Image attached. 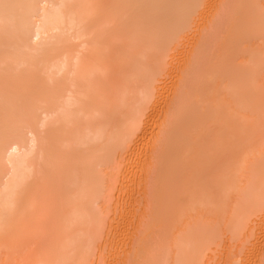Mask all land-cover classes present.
<instances>
[{
  "label": "bare ground",
  "instance_id": "6f19581e",
  "mask_svg": "<svg viewBox=\"0 0 264 264\" xmlns=\"http://www.w3.org/2000/svg\"><path fill=\"white\" fill-rule=\"evenodd\" d=\"M203 1L0 0V264H92L93 256L106 247L101 245L106 239L100 242L105 227L107 238L124 234L125 228L121 235L118 228L124 227L125 217L129 225L125 206L118 216L117 210L111 209L110 217V208L106 204L111 200H105V197L110 186L114 185L113 176V179H121L118 186L122 185V190L116 187L117 192L127 188L128 193L131 181L136 180L133 174L137 175V165H144L142 161L149 159L148 153L143 155L140 152L148 147L143 146L147 141L143 137L147 132L149 134L157 106L161 107L157 98L166 87V83L162 87L165 68L174 65L166 64V61L174 43L182 41L180 36L185 37L184 32L189 31L193 17L203 11ZM222 1L221 9L215 7V18L209 20L211 23H206L196 37L197 44L190 46L189 57L184 53L187 59L183 61V57L181 61L185 64L184 68L180 66L182 74L178 72L182 77L174 91L177 95L167 110L162 105L166 114L162 108L165 120L163 118L160 127L164 139H168L165 140L166 147L168 144L173 146L170 147L173 148L171 153H179L178 158L187 155L186 160L182 156L186 163L187 159L190 160L185 168L184 162H180L181 167L175 165L182 158L172 163L181 171L186 169L185 173H190L186 174L188 180L193 172L199 174L201 171L200 176H203L204 171L209 170L208 177L217 172L212 161L209 163L214 170L206 158L201 156L199 160L197 157L205 146L209 149L205 148L203 154L215 156L213 162L223 157L226 163L222 169L218 166V160L221 162L222 158L215 160L220 167L215 173L216 178L213 176L217 181L211 180L212 175L207 179L196 175L200 182L210 179L215 186L209 184L208 187L212 190L216 187L214 190L220 195L213 190L214 196L212 190L204 189L208 188L207 183H204L206 187L203 182L200 184L195 175L192 178L195 181L191 182L181 176L180 181L185 182L181 183L178 201L174 196V185L178 180L172 184L167 180L177 177L176 173L171 172L175 176L170 178L166 168V175L169 174L166 184L169 182L173 186L171 193L168 184L166 190L173 193L174 199L163 194L164 179L160 184L158 202L162 212L157 208L162 216L156 213L158 219L156 214L151 217L157 219L156 224L147 218L148 230L144 229V234L142 229L137 231L142 232L137 241L139 248L136 246L133 250H137L133 255L137 264H204L206 258L205 263L210 264V257L215 255L211 253L218 250L222 239L225 238L224 243L226 241L228 245H225L232 252L245 245L246 240L263 227L264 0ZM222 22H227L229 27L227 24L223 26L222 31L224 27H228V31L225 38L219 37L225 40L219 45L220 39L213 36V32ZM213 55L216 60L210 63L207 59ZM205 58L207 66L203 61ZM178 74L173 75L172 80ZM164 97L162 94V100ZM152 131L150 135H155L156 132L151 134ZM206 133L210 136L206 135L205 139ZM148 142L151 144L150 140ZM163 144L164 140L156 145L158 151L164 148ZM141 145L144 148L140 151ZM179 148L183 153L178 152ZM146 150L148 152V148ZM160 157L163 161L162 155ZM117 158L122 159L120 165L116 164ZM191 159L193 164H196L195 160L202 162L203 159L204 165L207 164L213 172L210 173V168L203 170L201 165V170L197 172L193 167L196 168L193 171ZM199 162L195 166L198 167ZM114 164L120 171H116ZM179 169L175 168L173 172L178 171L180 176ZM116 173H120L119 176ZM162 195L168 196L167 201L173 203L168 206L163 201L165 204L161 208ZM116 205L114 207L118 209L121 203ZM166 205L171 211L168 207L165 209ZM112 215L116 216V222ZM153 225L157 230L151 227ZM149 229L155 234L151 230L152 234H145ZM125 232L126 236L127 230ZM121 242L125 247L124 241ZM239 242L242 243L239 245ZM110 244L113 246V243L108 246ZM130 248L126 250L130 252ZM227 248L226 256L229 255ZM127 253L124 258L119 253V259L127 258ZM232 254L236 256L233 255L236 262L240 261V253ZM137 255L142 257L141 260H137ZM101 256L104 255L99 254L100 261ZM230 256L232 258V255L226 257L227 261L228 258L231 260Z\"/></svg>",
  "mask_w": 264,
  "mask_h": 264
},
{
  "label": "rangeland",
  "instance_id": "374dc122",
  "mask_svg": "<svg viewBox=\"0 0 264 264\" xmlns=\"http://www.w3.org/2000/svg\"><path fill=\"white\" fill-rule=\"evenodd\" d=\"M211 1H213V2H211ZM216 1H218V2H216ZM203 2H205L206 3V5H205V3H203V5L201 6V9L203 10H200V11H202V12H205V11H207V12H205V14H203L202 12H198L199 13V16H198V14H197V16H194L193 18V20L194 21H192L190 24L193 26H189L190 28H189V31H188V29H187V31H185L184 32V36L185 37H183V34H182V36H180V38L179 39H182V41H180V40H178L177 41V44H179V46L177 47L176 45V43H174V45L175 46H173L172 47V53L173 54H175L174 55V58H173V54L171 53V55H170V57L168 58V60L166 61V64H167V62H169L168 64H170V65H173V67H169V68H165V69H167V71L165 72V75H167V76H165L164 75V79H163V85H162V87L164 86V84L166 83V87H164L165 88V90H164V88H162V91L161 92H163V93H161V96L160 97H158L157 98V100L158 99H160V102H159V100H158V102H157V100H156V102L158 103V104H160L161 105V107L158 105H156L157 107V112L155 111V113L153 114L154 115V117H153V121L152 122H154L153 124H154V126H153V124H152V122H151V126L154 128V127H158L159 126V128L156 130V128L154 129V132L152 131L153 130V128L152 127H150L149 129L152 131L151 132V134L152 133H155V135H150V130H149V134H148V132L146 133L147 135H145L144 134V136L145 137H143V139L146 141V139H147V141H146V143L143 145V146H148V147H145V149L143 150V152H146V153H143L142 151H141V149H143L144 147L141 145V147H140V153L141 154H143V155H145V154H147L148 153V155H150V157H149V159L145 162L144 160L142 161L143 162V164L144 165H140L139 164V167H138V165H137V168H136V170H137V175L135 174H133V178H134V176H136L135 177V181L134 180H132L131 182V184H132V186H130V188L128 187V193H127V188L126 189H124L125 187H123V192L122 191H120V190H122L121 189V186H118V185H120V180L121 179H119V177H117L116 179H113V177H112V180L115 182H113V186H110L111 187V189H110V187H109V192L107 193V195H106V197H105V200H111L110 202L111 203H109V201L107 202V204L106 205H108V209L110 208V212H109V215H110V217H111V214H112V212H111V209H112V211H115V210H117V212H116V216H118L117 215V213L118 214H120V211H121V209H122V211H123V207L125 208V210H126V212L128 213V215H127V213H126V216L128 217L129 216V225H127L128 224V222L126 223V221H128V218H127V220H126V217H125V220L123 221V225H124V227H120V225H119V227H120V229L121 230H119V228H118V232L120 233V235H121V233L123 232V230H124V228H125V230H127V237L124 235V234H126V232H125V230H124V234H122L121 235V237L123 238V236H125L123 239L121 238V237H118V238H116L117 236H115L114 237V235H113V237H111V239H110V237H106L105 235H106V229H107V227H105V229H104V231H103V233H102V235L103 236H101V241L100 242H103L105 239H106V241H105V243L107 242V241H109L108 243H107V245L105 244V243H101V245H105L106 247H103L102 248V251H100V252H98L99 254L101 253V255H104V256H101V261H100V257L98 258V256H99V254L98 253H96V256H93L94 258L92 259V260H94V262H92V264H96V261L97 260H99V261H97V264H123L124 263V260L126 259V263L125 264H134L135 263V257L133 256V255H135V252L137 253V250L136 251H133V250H135V247L137 246V245H139L138 244V242H139V235L142 233H139L140 231H142L143 230V234H144V229H147L146 228V225L148 224V222H147V218L149 219L148 221H150V218L151 217H154V215L156 214V213H158V216H162V215H160V212H162V210L160 209V208H158V202H159V196H161L160 194H159V192H161V191H159L160 190V188H161V183H162V181L165 179L166 180V177L169 175V174H167L166 175V172L168 171L170 174H171V172L173 173V174H175L176 173V176L177 177H175L173 180L172 179H167L168 181L170 180V183L172 184V183H174V181H176L175 179H177L178 181V183L180 184H175L174 185V188H175V193H174V196H176V197H178L177 199H178V201H179V199H180V188H181V183H184L185 182V180L187 181L188 180V177L186 176V174H190V173H185V171H187L186 169H185V171H181L180 169H179V167H181L182 165L184 166L185 164H187L188 163V161H190L189 159H187L188 161H187V163L185 162V161H182V160H184L186 157H187V155H185V154H182V156H184V159L182 158V156H181V158H178L179 156H180V154L179 153H177L176 151H174V153H175V155H172V154H174V153H171V152H173V148H170V147H173V146H171L170 144H168L167 145V147H166V144H167V140L168 139H164V134H163V132H160V127L162 126V124L164 123L163 121L165 120V114H166V111H165V107L163 108V106H166V110L168 109V107H169V104H171L170 102H174V100H172V98H176L175 96L177 95V92L176 93H174V91L177 89V86L179 85V83H177L178 81H180L181 79V77H182V75H181V77H180V75L178 74V72L180 73V74H182V69L184 68V64L185 63H182L183 61H185L189 56H187V55H189V52H188V50L189 51H191V47H193V46H195V42H196V44H197V41H199V40H197V36L198 35H200L201 33H202V29H204V25L207 23H211V22H209V20L211 21V19L212 18H215V16L214 15H216L217 13H215V12H217V7L219 8V9H221V3H223V1L222 0H204ZM214 2H216V3H214ZM214 3V4H213ZM219 3H220V5H219ZM211 4V5H210ZM216 4H218L217 6H216ZM223 5V4H222ZM204 6H206V7H204ZM221 6V7H220ZM212 7V8H211ZM214 7V8H213ZM216 7V8H215ZM210 8V9H209ZM214 9V10H213ZM218 9V10H219ZM221 11V10H220ZM219 11V12H220ZM214 13V14H213ZM205 15V16H203V15ZM209 14H210V16H209ZM213 14V15H212ZM206 16H208L207 18H206ZM214 16V17H213ZM196 17H199V18H196ZM204 17H205V19H204ZM211 17V18H210ZM197 19V20H196ZM201 19H202V21H201ZM204 20V21H203ZM213 20V19H212ZM205 21H207V22H205ZM198 22V23H197ZM201 24V25H200ZM203 24V25H202ZM222 25H218L217 26V31H215V29H214V32H213V36H216V37H224V35L226 36V31H228V27H229V25H228V23L227 22H222L221 23ZM224 24V25H223ZM228 25V27L227 28H225L224 27V32L222 31V28H223V26H225V25ZM196 25V26H195ZM197 25H198V27H197ZM199 25L201 26V27H199ZM203 26V27H202ZM211 26V25H210ZM219 26H221L220 28H219ZM197 27V28H196ZM195 28H196V31H195ZM201 28V29H200ZM219 28V29H218ZM194 29V30H193ZM222 31L221 33H220V35H219V31ZM189 32V33H188ZM199 32H200V34H199ZM197 35H196V34ZM192 34V35H191ZM195 34V35H194ZM215 34V35H214ZM212 36V37H213ZM193 37V38H192ZM194 37H195V41H194ZM200 37V36H199ZM184 38V39H183ZM225 38V37H224ZM193 39V41H191ZM199 39V38H198ZM213 39L216 41V39L213 37ZM220 39V38H219ZM218 40V39H217ZM180 41V42H179ZM219 41V40H218ZM223 41H225L223 38H221L220 39V41H219V45H221V43H223ZM179 42V43H178ZM192 42V43H191ZM215 43H217V41L215 42ZM185 44V45H184ZM183 45V46H182ZM193 45V46H192ZM216 45V44H215ZM234 45V44H233ZM191 46V47H190ZM175 47V48H174ZM220 47V46H219ZM219 47H218V49H219ZM178 48V49H177ZM176 49L178 50V51H176ZM214 50L216 49L215 47L213 48ZM182 51V52H181ZM175 52V53H174ZM187 52V53H186ZM232 51L230 50V52L229 53H231ZM177 53V54H176ZM184 53H185V55H186V57H185V55H184ZM178 55H180L181 57H179ZM172 56V57H171ZM176 57V58H175ZM183 57H185V58H183ZM214 55L213 56H211V58H208L207 60H210V63H213L215 60H214ZM233 57V56H232ZM177 58L179 59V61H180V63H179V61L177 60ZM182 58H183V61H182ZM229 58H231V55H229L228 56V60H229ZM235 58V57H234ZM185 59V60H184ZM174 60V61H173ZM177 60V61H176ZM206 60V58L205 59H203V61H204V64H206L207 62V60ZM213 60V61H212ZM234 60V59H233ZM182 61V62H181ZM172 62V63H171ZM206 62V63H205ZM236 62V61H235ZM179 64V65H178ZM183 65V68L182 67H180V66H182ZM208 64H206V66H207ZM169 65H167L166 67H168ZM176 66V69L178 70H176L174 67ZM237 66L239 67L240 65L239 64H237ZM171 69V70H170ZM168 70H170V71H168ZM172 70H174V71H172ZM167 72H168V74L170 75V76H168V74H167ZM171 73V74H170ZM173 73V74H172ZM175 74H178L179 75V80H177L178 79V75H176L177 76V78H175L174 80H172V78H173V75H175ZM167 77V78H166ZM175 77V76H174ZM166 78V79H165ZM165 80L167 81V82H165ZM171 81H173V82H171ZM175 82H176V85H175ZM170 83H173V85H172V87H171V85H170ZM168 85V86H167ZM170 85V86H169ZM175 85V86H174ZM167 88H169V89H167ZM167 90V91H166ZM168 90H169V94H168ZM172 90V92L170 93V91ZM167 92V94H165L166 92ZM165 92V93H164ZM162 94H163V97H164V94H165V97H164V99L162 100ZM172 94V95H171ZM173 94H174V96H173ZM167 95H169V96H167ZM170 96H171V99H170ZM166 98V99H165ZM170 99V100H169ZM165 100H167V102H165ZM172 100V101H171ZM162 101H163V103H162ZM165 103H166V105H165ZM168 104V105H167ZM163 105V106H162ZM160 107V108H159ZM162 108L164 109V111H165V114L163 115V114H161V113H164V111H162ZM159 109H160V111H159ZM159 111V112H158ZM163 117H162V116ZM157 118V120H159L158 118H162V119H160L159 120V122L157 121V120H155ZM163 118H164V120H163ZM162 121V122H161ZM156 122H158V124H156ZM150 123V122H149ZM159 123H161L160 125H159ZM150 125V124H149ZM164 126H165V124H164ZM214 127V126H213ZM163 128H161V130H162ZM212 129V128H211ZM215 128H213V130H214ZM156 130V131H155ZM159 131V132H158ZM157 133H159L158 135H157ZM163 135V137H162V135ZM211 133V132H210ZM209 133H206L205 134V139L208 137V136H206V135H208ZM161 135V136H160ZM204 135V134H203ZM142 136V135H141ZM146 136H148V137H146ZM150 136H152L151 137V139L149 138ZM200 136V135H199ZM202 136V135H201ZM209 136H210V134H209ZM153 137H155V139L153 138ZM156 137H157V139H156ZM203 137V136H202ZM161 140V143H162V141L164 140V142H165V144H163L162 145V147H164L163 149L161 148V151H158L159 150V147H157V146H159V144H161L160 142H158V141H160L159 139ZM163 138V139H162ZM165 138H166V136H165ZM200 139V138H199ZM203 139V138H202ZM144 140H142L141 139V144H143L142 142H144ZM148 140H150V142H151V144L148 142ZM152 140H153V142H152ZM166 140V141H165ZM207 140H209V138L207 139ZM207 140H205V142L207 141ZM210 140H211V138H210ZM204 141V140H203ZM154 142H155V144H154ZM208 142V141H207ZM206 142V143H207ZM148 143H149V145H148ZM159 143V144H158ZM201 144H202V141L200 142ZM205 143V144H206ZM153 144H154V146H153ZM158 144V145H157ZM200 144V146H203V145H201ZM207 144H209V142L207 143ZM206 144V145H207ZM157 145V146H156ZM161 146V145H160ZM199 146V147H200ZM143 147V148H142ZM154 147H156V149L154 148ZM182 147V146H181ZM148 148V152H147V149ZM201 148V147H200ZM199 148V149H200ZM203 148H204V146H203ZM205 148H207V149H209L208 148V146L206 147L205 146ZM204 148V151L203 152H205L206 151V149ZM165 149V150H164ZM169 149L170 150H172V151H169ZM177 149V148H176ZM146 150V151H145ZM154 150L155 151H157L158 153L160 152L161 154H158V153H154ZM174 150H175V147H174ZM202 150V149H201ZM164 151V152H163ZM167 151H169V152H167ZM182 152V150H180V148L178 149V152ZM194 152H196V151H194ZM193 152V153H194ZM199 152V151H198ZM203 152L201 153V155H199L200 156V158H199V156H197L198 157V159L199 160H201V156H202V158L203 159H205L207 162V164H209L210 165V167H211V163H209L210 161H212V165H214L215 164V168H217L219 171H220V169H222V166H224L225 165V160L223 159V157H219V158H222V160H221V162H223L222 164H221V162H220V160H218V166H221V168L220 167H217V160L216 159H214V162H213V157H215V156H207V155H204L203 154ZM139 153V154H140ZM154 153V154H153ZM163 153H164V155H163ZM177 153V154H176ZM183 153V152H182ZM193 153H192V155H193ZM171 154V155H170ZM206 154V153H205ZM151 155H153V156H151ZM162 155V157L164 158L163 159V161H162V158L160 157ZM167 155H169V156H167ZM179 155V156H178ZM196 155L197 154H195L194 156L196 157ZM158 156V157H157ZM175 158H174V157ZM177 156V157H176ZM186 156V157H185ZM123 157V156H122ZM153 157V159L151 160V158ZM157 157V159H155ZM168 157V158H167ZM172 157V158H171ZM210 157H212V158H210ZM159 158H161V159H159ZM188 158V157H187ZM191 158V157H190ZM216 158V157H215ZM172 159H173V161H172ZM175 159H181V160H179V164H177V163H175V165L177 166H179V167H176V166H174L173 164H174V162H177V160L175 161ZM193 159V158H192ZM191 159V161H192V163H190V165L192 166L191 168L193 169V171H195L196 170V168H197V172H198V170H201V167H202V169L204 168L206 171H207V168L209 169L210 167H208V165L206 164V165H204V162L205 161H203V159H202V162H199L198 161V159L197 160H195V162H196V164H193V160ZM122 159H120V158H117V163L116 164H119L120 165V161H121ZM158 160H160L161 162H159ZM186 160V159H185ZM215 160H216V162H215ZM150 161H152V166H150L151 165V162ZM153 161H154V163H153ZM157 161V162H156ZM165 161V162H164ZM159 162V163H158ZM180 162H184V164H180ZM199 162V164H198V167H199V169H198V167L197 166H195V165H197V163ZM220 162V163H219ZM150 163V164H149ZM156 163V164H155ZM171 163V164H170ZM173 163V164H172ZM204 165V167H203V165ZM116 164H114L115 165V169H116V171L118 172V171H120V169L119 168H117V166H116ZM160 164V165H159ZM163 164V165H162ZM224 164V165H223ZM165 165H167V166H165ZM175 167L176 168V170H180L182 173H185V175H183L181 172V175L179 176V172L178 171H174L173 172V170H175V168L174 169H169L170 167ZM181 165V166H180ZM188 165V164H187ZM186 165V166H187ZM189 165V166H190ZM194 165V166H193ZM199 165H201V167L199 166ZM146 166V167H145ZM154 166V167H153ZM161 166V170H160V167ZM186 166H184V168L186 167ZM188 166V167H189ZM205 166H207V167H205ZM136 167V166H135ZM143 167V168H142ZM149 167V168H148ZM158 169H157V168ZM188 167H187V169H188ZM193 167H196V168H193ZM140 168H141V170H140ZM150 168H152V169H150ZM165 168V169H164ZM166 168H168V170L166 169ZM183 168V167H182ZM183 168V169H184ZM212 168V167H211ZM211 168H210V170H211ZM220 168V169H219ZM119 169V170H118ZM146 169V170H145ZM148 169V170H147ZM191 169V170H192ZM203 169V170H204ZM213 170H214V168H212ZM124 169H122V167H121V172L123 171ZM139 170V171H138ZM165 170H167V171H165ZM171 170V171H170ZM191 170H190V172H191ZM218 170H215V171H217L218 172ZM142 171H143V173H142ZM151 171V172H150ZM158 171H160V172H158ZM164 171V172H163ZM192 171V172H193ZM222 171V170H221ZM120 172V173H121ZM138 172H139V174H138ZM188 172H189V170H188ZM208 172H209V170H208ZM208 172L206 173L205 171H204V174H203V176L201 175L200 176V173H201V171H199L198 173L199 174H196V172H193L192 173V176L193 175H195V179H196V175H197V177L199 178H201L202 179V177L203 178H210V176L212 175H209V177L206 175V174H208ZM213 171L211 170V172L210 173H212ZM217 172H213V174L214 175H212L211 176V178L213 177V176H215V173L217 174ZM120 173H116L118 176H119V174ZM140 173H141V175H140ZM158 173H160V176H159V174ZM178 173V174H177ZM202 173H203V171H202ZM115 174V176H117ZM143 174V175H142ZM173 174H171V175H169V177L170 178H172V177H174V176H172ZM166 175V176H165ZM205 175V176H204ZM141 176V177H140ZM145 176V177H144ZM182 176V178H183V176H184V178L186 177V179L184 180V179H182V180H184L183 182L182 181H180V177ZM191 176V178H190V176H189V179H191V180H188L187 182H191V181H195V180H193L192 178H194V176L192 177ZM139 177V178H138ZM143 177V178H142ZM115 178V177H114ZM179 178V179H178ZM215 178H216V176H215ZM131 179H132V177H131ZM200 179V180H201ZM204 180V181H198L197 179V181L198 182H200V184H202V182H203V185L205 186V184L204 183H207V187H208V185L209 184H212L211 185V187L212 186H215V185H213V183L211 182H209L210 181V179H208V181L207 180ZM141 180H143V181H141ZM167 180L166 181H163L164 182V184H166V182H167ZM173 182H172V181ZM211 180H214V177L211 179ZM216 180V179H215ZM214 180V181H215ZM218 180V179H217ZM216 180V181H217ZM136 182V183H134V182ZM213 181V182H214ZM197 182V183H198ZM209 182V183H208ZM147 183V184H146ZM169 182L167 183L169 186L171 185ZM116 184V185H115ZM138 184V185H137ZM154 186V188H153V186ZM163 184V183H162ZM165 185V188H164V186H163V191L165 190V191H167L166 193H168V194H166L165 193V191H164V195H171L169 198H168V196H165L164 197V195H162V200H161V198H160V200H161V202L162 203H160L161 204V208H163V204H165L164 202L166 201L167 202V204H168V206H169V203L170 202H172L173 203V201H171L172 200V198H173V193L172 194H169V190H166V189H169V188H171L170 189V193H171V191H172V187L173 186H168V185ZM189 184V183H188ZM187 184V185H188ZM214 184H216L215 182H214ZM110 185H112V183H110ZM137 185V186H136ZM177 185V186H176ZM115 186V187H114ZM124 186V185H123ZM146 186V187H145ZM152 186V187H151ZM156 186V187H155ZM166 186H168L169 188H166ZM205 186V187H206ZM112 187H114V188H112ZM116 187H120V190H119V192H117L118 191V189H116ZM144 187H145V190H144ZM151 187V188H150ZM177 187V188H176ZM210 187V186H209ZM209 187L208 188H204V189H208V191L209 190H212V188L211 189H209ZM135 188V189H134ZM200 188V187H199ZM214 188H216V187H214ZM214 188H213V190H214ZM149 189H150V191H149ZM190 189V188H189ZM113 190V191H112ZM141 192H140V191ZM154 190H157V191H155L156 193H154ZM179 190V191H178ZM187 190H188V188H187ZM213 190L211 191V193L213 192ZM153 191V192H152ZM177 191H178V193H177ZM182 191V190H181ZM185 191V190H184ZM216 191H217V189H216ZM120 192H121V194H120ZM130 192V193H129ZM139 192V193H138ZM145 192V193H144ZM151 192V193H150ZM186 192V191H185ZM210 192V191H209ZM214 192H215V190H214ZM214 192L212 193V195L214 194ZM111 193V194H110ZM116 193H119L118 195L116 194ZM147 193H149V194H147ZM153 193L156 195V197H155V195H153ZM161 193V194H162ZM187 193H189V191L187 192ZM217 193L220 195V192H218L217 191ZM216 192H215V194L216 195H218ZM214 194V196H216ZM110 195V196H109ZM135 195V196H134ZM149 195V196H148ZM113 196H115V197H113ZM117 196V197H116ZM123 196V197H122ZM172 197V198H171ZM110 198V199H109ZM120 198V199H119ZM138 198V199H137ZM152 198H154V199H152ZM156 198V199H155ZM166 198V200H164ZM171 199L170 201H167L168 199ZM174 199V198H173ZM177 199L175 198V202H177ZM153 200H154V202H153ZM121 201V202H120ZM127 201V202H126ZM139 201V202H138ZM144 201H146V202H144ZM164 201V202H163ZM118 202V203H117ZM119 203H121V205H119ZM134 203V204H133ZM156 203V204H155ZM114 204V205H113ZM119 205V208L118 209H116L114 206L115 205ZM113 205V206H112ZM116 205V206H117ZM156 205V206H155ZM112 206V207H111ZM121 206V207H120ZM145 206V207H144ZM165 206V205H164ZM167 205H166V208L165 209H167V207H168ZM114 207V208H113ZM140 207V208H139ZM160 209V212H159V210L158 209ZM115 209V210H114ZM128 209V210H127ZM152 209H153V211H152ZM168 209H169V207H168ZM136 210V211H135ZM156 210V211H155ZM170 211H171V209H169ZM146 211H147V213H146ZM166 211V210H165ZM169 211V212H170ZM136 212V213H135ZM167 212H168V210H167ZM167 212H165L166 213V215H168V213ZM111 213V214H110ZM130 213V214H129ZM140 213V214H139ZM149 213V214H148ZM153 213V214H152ZM113 214H115V212H113ZM148 214V215H147ZM150 214H151V216H150ZM131 215V216H130ZM113 216V215H112ZM116 216L114 217H112V220H114V218H116ZM147 216V217H146ZM155 216H157V214L155 215ZM158 216L156 217L157 219H158ZM131 217V218H130ZM143 217H144V219H143ZM167 217V216H166ZM155 218V219H156ZM117 219V218H116ZM116 219L114 220L115 222H116ZM131 219H132V221H131ZM157 219L156 220H154V218H153V220H152V218H151V221H150V223L151 222H155V224H156V221H157ZM141 220V221H140ZM144 220V221H143ZM147 223H146V222ZM137 222H139V223H141V224H139V223H137ZM146 224H145V223ZM137 224V225H136ZM144 224H145V226H144ZM264 224V223H263ZM263 224H261L263 227H264V225ZM125 225L127 226V227H125ZM139 225V226H138ZM149 225H151V224H149ZM148 226V225H147ZM258 226H260V225H258ZM137 227V228H136ZM144 227V228H143ZM152 228H154V230H157L155 227H156V225L154 226H151ZM150 227V228H151ZM263 227H261V229L260 228H258V231H256V233H255V235L254 236H252L251 238H250V240H249V238H248V240H246L245 242V245H243V246H241L242 247V251H241V247H240V249H239V246H238V248L236 249V248H234V250H232V252H230L229 250V248H227L228 246H226L225 245V243H226V241H225V243H224V239H222L223 240V242H221L220 241V243H219V247H217V251L215 250L213 253H211V254H215L214 256H212L213 258H215V261L213 262V258L212 257H210V259L211 260H209V261H212L214 264H247V262H248V259H249V262H248V264H253V261L255 260V261H257L256 263H255V261H254V264H264V263H262V262H264V261H262V259L264 260V254H263V251H264V248H262V250H261V244H262V246L264 247V240L262 241V237H264V228ZM140 228V229H139ZM157 228H158V226H157ZM162 228H164L163 226H162ZM136 229V230H135ZM137 229H139V230H137ZM142 229V230H141ZM130 230V231H129ZM132 230V231H131ZM133 230H135L134 232H133ZM148 230V229H147ZM151 229H149V231H146V233L145 234H147L148 235V233L150 234H152V232L151 231H153L154 232V234H155V231L154 230H151ZM158 230H159V228H158ZM164 230H165V228H164ZM260 230V231H259ZM137 231H139V232H137ZM263 231V232H262ZM106 232V233H105ZM118 232H117V235H118ZM157 232V231H156ZM258 232V233H257ZM262 232V233H261ZM135 233V234H134ZM161 233H163V232H161ZM259 233H261V235L259 234ZM116 234V233H115ZM138 234V235H137ZM257 234L258 235H260L259 237L257 236ZM263 234V235H262ZM120 235H118V236H120ZM146 235V236H147ZM157 235V234H156ZM161 236V240H163L162 239V236H163V238H164V235L163 234H161L160 235ZM258 237V238H256V237ZM106 237V238H105ZM138 239H137V238ZM148 237V236H147ZM150 237V236H149ZM115 238L117 239V240H115ZM119 238H121V239H119ZM154 238H155V235H154ZM246 238V237H245ZM245 238L243 239V240H245ZM256 238V239H255ZM260 238V239H259ZM112 239H113V241H112ZM118 239L120 240V242L121 241H124L123 242V244H125V247L122 245V242H121V244H119L120 242H118ZM136 239V240H135ZM147 239H149V238H147ZM264 239V238H263ZM133 240V241H132ZM150 240V239H149ZM138 241V242H137ZM117 242H118V244H117ZM151 242V241H150ZM158 242L159 243H162V241H159L158 240ZM164 242V241H163ZM243 243H244V241H242ZM242 242H239V245H240V243H242ZM260 242H261V244H260ZM109 243H113V246L110 244V246H112V247H110V246H108L109 245ZM126 243H127V245H126ZM222 243V244H221ZM255 243H257V244H255ZM114 244H115V246H114ZM117 244V245H116ZM130 244H131V246L133 247L134 246V248H130ZM227 244V243H226ZM229 244H231V243H229ZM253 244H254V248H253ZM260 244V245H259ZM100 245V246H101ZM122 245V246H121ZM228 245V244H227ZM232 245H234L233 244V242H232ZM242 245V244H241ZM235 246V245H234ZM114 247H115V249H114ZM121 248V250L119 249V250H117V252H115L116 251V249L117 248ZM122 247H124L123 248V250H122ZM128 247L130 248L129 250H130V252L132 253V255H131V253L128 251V250H126V249H128ZM138 247V246H137ZM247 247V248H246ZM139 248V247H138ZM137 248V249H138ZM226 248H227V254H229V255H232V258H231V256H230V258H231V260L229 261V258H228V261H227V258L226 257H228V256H226V254H224L225 252H226ZM236 249V250H235ZM251 249H253V250H251ZM108 250V251H107ZM110 250L111 251H113V252H115V255L116 256H118V257H116L115 255L113 256V254L112 253H110ZM239 250V251H238ZM247 250V251H246ZM249 250V251H248ZM261 250V251H260ZM98 251V250H97ZM127 251L129 252V254L127 253ZM134 253H133V252ZM252 251V252H251ZM258 251H259V254H257L258 253ZM123 252V253H122ZM218 252L219 253H221V254H219L218 255ZM240 253V261H238V262H236V256L234 255V254H232V253ZM257 252V253H256ZM108 253V254H107ZM122 255V258H124V254L125 253H127V255H126V257L127 258H125L124 260H121V259H119V258H121V257H119V255L120 254ZM231 253V254H230ZM246 253V254H245ZM256 253V254H255ZM97 254H98V256H97ZM107 256H106V255ZM141 256H142V254L141 253H139ZM139 255V256H140ZM233 255L235 256V257H233ZM244 255V256H243ZM249 255V256H248ZM111 256H113L112 258H111ZM130 256V257H129ZM139 257L138 258V255L136 256L137 257V260L139 259V260H141V258L142 257ZM224 256H226L225 258H226V260H225V258H224ZM242 256V257H241ZM245 256H246V258H245ZM248 256V257H247ZM256 256V257H255ZM107 257V258H106ZM116 257V258H115ZM129 257V258H128ZM134 257V258H133ZM255 257V258H254ZM243 258V259H242ZM109 259V260H108ZM118 259H119V263H118ZM134 259V260H133ZM222 259V260H221ZM121 260V261H120ZM206 260L208 261V259L206 258ZM205 259L203 260L204 261V264H208V263H205V262H207ZM245 260H247V262L245 261ZM250 260H251V262H250ZM260 260V261H259ZM221 261V262H220ZM226 261H227V263H226ZM242 261V262H241ZM99 262V263H98ZM210 263V264H213V263ZM236 262V263H235ZM261 262V263H260ZM138 262H136L135 264H137ZM199 264H203L202 262L201 263H199Z\"/></svg>",
  "mask_w": 264,
  "mask_h": 264
}]
</instances>
